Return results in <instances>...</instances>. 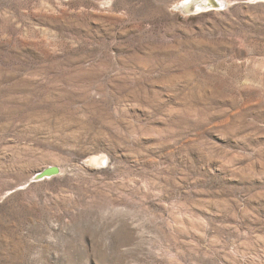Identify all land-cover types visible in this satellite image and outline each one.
<instances>
[{
  "label": "rangeland",
  "instance_id": "obj_1",
  "mask_svg": "<svg viewBox=\"0 0 264 264\" xmlns=\"http://www.w3.org/2000/svg\"><path fill=\"white\" fill-rule=\"evenodd\" d=\"M183 1L0 0V264H264V0Z\"/></svg>",
  "mask_w": 264,
  "mask_h": 264
},
{
  "label": "bare ground",
  "instance_id": "obj_2",
  "mask_svg": "<svg viewBox=\"0 0 264 264\" xmlns=\"http://www.w3.org/2000/svg\"><path fill=\"white\" fill-rule=\"evenodd\" d=\"M222 2V0H186L182 2L181 7L183 10H190L196 6H203L205 4H208L209 6H219L218 3ZM89 160L92 164L101 165L107 161V158L105 155H94Z\"/></svg>",
  "mask_w": 264,
  "mask_h": 264
},
{
  "label": "water",
  "instance_id": "obj_3",
  "mask_svg": "<svg viewBox=\"0 0 264 264\" xmlns=\"http://www.w3.org/2000/svg\"><path fill=\"white\" fill-rule=\"evenodd\" d=\"M60 172H61V168L59 166L51 165V166H48L47 168H45L44 170L38 172L36 174V179H38V180L44 179V178L50 177L52 175H56Z\"/></svg>",
  "mask_w": 264,
  "mask_h": 264
}]
</instances>
